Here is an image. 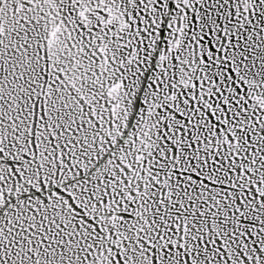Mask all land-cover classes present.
Segmentation results:
<instances>
[{
	"label": "snow or ice",
	"instance_id": "1",
	"mask_svg": "<svg viewBox=\"0 0 264 264\" xmlns=\"http://www.w3.org/2000/svg\"><path fill=\"white\" fill-rule=\"evenodd\" d=\"M0 264H264V0H0Z\"/></svg>",
	"mask_w": 264,
	"mask_h": 264
}]
</instances>
